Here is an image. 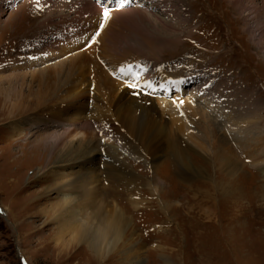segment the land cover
Returning <instances> with one entry per match:
<instances>
[{"label":"rangeland","instance_id":"374dc122","mask_svg":"<svg viewBox=\"0 0 264 264\" xmlns=\"http://www.w3.org/2000/svg\"><path fill=\"white\" fill-rule=\"evenodd\" d=\"M105 10L110 12L106 22L100 18ZM102 22L106 25L97 35ZM95 30L91 46L83 49ZM55 44L65 47L62 54L31 59L32 48ZM70 60L80 65L76 80L82 99L59 106L64 108L60 118L61 110L54 108L59 103L54 93L60 91L55 75ZM128 65L130 76L120 71ZM26 72L21 89L16 85L5 94L7 83L0 85V264H100L77 247L53 251L55 223L40 209L56 202L55 194L38 201L39 213L29 208L19 226L7 219L9 208L19 214L26 202L11 192L8 173L20 168L24 188L34 176L35 157L45 166L50 155H59L61 146L54 149V143L66 136L62 120L81 107L82 124L94 116L102 130L95 131L92 122L69 127L83 132V143L95 150L96 185L109 196L108 207L127 216L126 240L134 241L124 248L121 242L120 253L115 249L103 264H131L133 258L139 264H264V161L256 153L245 158L234 151L231 161L239 170L229 176L212 149L218 138L240 136L230 122H245L253 140L264 136L263 0H129L123 7L91 0H0V80ZM31 72L36 73L33 81ZM100 79L102 92L87 87ZM126 88L128 100L144 105L141 95L154 106L145 120L153 125L139 133L136 126L131 133L123 125L132 119L124 109L128 104L122 103L121 111L113 106ZM16 99L31 109L40 105L27 113L40 116L37 123L24 126L21 135L9 130L20 119L12 109ZM138 111L133 109L136 120ZM164 132L171 133L163 142ZM81 138L71 146L76 148ZM176 152L178 162L172 159ZM116 164L132 173L131 185L123 186L111 174ZM47 183L27 187L22 194H31L27 203Z\"/></svg>","mask_w":264,"mask_h":264},{"label":"bare ground","instance_id":"6f19581e","mask_svg":"<svg viewBox=\"0 0 264 264\" xmlns=\"http://www.w3.org/2000/svg\"><path fill=\"white\" fill-rule=\"evenodd\" d=\"M263 2H264V0H263ZM59 5H60V3H59ZM63 6L64 5H62V7ZM68 8H69V6H68ZM59 10H60V8H59ZM124 11H126V10H124ZM128 11H130V10H128ZM134 13H135V11H134ZM123 15L120 14V16H123ZM134 15H132V16H134ZM143 16H146V15H143ZM97 18H98V15H97ZM91 33H93V31ZM64 48L65 47L60 48V44H55L51 47L37 46L35 48H32L33 51L30 52L31 59L37 60L41 56H45V57L49 58L50 56H55L56 54H58L60 52L62 54ZM48 58H46V59H48ZM28 59H30V58H28ZM81 59H82V57H81ZM78 63H79L78 60H70L66 63H63V64L61 63L60 66L58 67L59 73H57L55 75L56 81H57L56 89H60V91L57 93L56 92L54 93V94H56V98L59 100V103L55 104L54 108L55 109L57 108L58 111L61 110V111H59V117L60 118L63 117L64 108L60 109L59 106L65 107L67 104L65 102L69 99L71 100V98H73V97L77 98L76 96H78L80 98V100L82 99V96H81L82 95L81 94L82 89H81V87L79 88V86L81 84H80L79 80H76V76H77L76 74L78 73L76 71V70H78V68H77ZM84 63H85V61H84ZM88 64H90V63H88ZM78 66L80 67V65H78ZM89 68H91V67L89 66ZM84 69L86 70V68H84ZM26 74H27V72L25 74H21V75L15 76L13 78L8 77L5 80H0V83H1L0 85L4 84L5 82L7 83V85H6L7 91L5 92V94H10L16 88V85H18L20 87L19 89H21L22 83L20 84L19 81H23ZM29 76H30V81H33L35 76H36V73L31 72V75H29ZM39 76H40V79L42 82L46 79V77H48L46 72H42ZM77 78H79V77H77ZM98 78H99V76H98ZM143 81L145 83L148 82L146 80H143ZM44 82H46V81H44ZM138 83H139V81H138ZM45 84L46 83H43V86H45ZM181 84L183 87L182 82H181ZM102 85H103L102 80L100 79V80H97L95 82H88L87 87L96 86L97 92L98 91L102 92V89H103ZM105 85L106 86L109 85L111 88V86H113L114 84L113 83L110 84V82L107 81ZM118 86H120V84ZM59 87H61V88H59ZM124 91L122 93H120V95L118 94L119 96L114 97L115 104L111 103V105L113 104L114 108H115V106H117V111L118 110L121 111V109H122L121 106L123 105L122 103L128 104V106L124 109L128 110L132 119L125 117L127 119L123 120L124 127H126V129H128L132 133L134 127L136 126L135 131L137 133H139L143 129L147 128L148 125H151V124L153 125V123H145L146 118H148L150 116V114L147 111L154 109V106L152 105V103L148 99H146L145 97L140 95L138 97L141 100V103L144 105H139V104H137L135 99L128 100L129 98L126 96L127 92H128L127 88H126V91L125 92ZM181 92L182 91H180V93ZM103 93H105V92L103 91ZM128 93H130V91ZM139 94H140V92H139ZM99 96H101V95H99ZM105 96H107V95L105 94ZM105 96L103 97L104 101H105ZM5 98L7 99V95ZM207 101H209V100H207ZM146 105H148L150 107H147ZM39 106H40L39 103H37L36 106L33 109H31L30 107L26 106V104L24 105V104H21L19 102L17 103V99H16V101L13 103L12 109H14L18 112V116H20V119L12 122L11 123L12 126L9 128V130L10 131L11 130L16 131V133H18V135H21V134H23L24 126H30L31 124L37 123V120L39 119L40 116L36 117V114L31 115V116L30 115L27 116V113L29 111H33V113H34V111H37L39 109ZM83 108L82 107L77 108L75 110V112H71L72 114L70 113V115H68L67 117H65L62 120L65 123H67V124L63 125L64 127H66L64 130L66 133V136H65V138H63L62 142L60 141V143H58V144L55 141V143H54L55 148L51 146L54 149H57L58 147L61 146V148H60L61 150L59 151L60 153H59V155L57 154L56 158H54L55 154L53 153V156L50 155V157L47 159V164L44 166L43 165V159L42 158L36 159V157L34 156L35 160H37V164L32 165L34 167V171H33L34 176H31L28 178V183L24 188H20L22 178L20 177V175L17 176L18 172L21 171L20 168H15L13 171L8 173V177H7L8 182H6V183L8 185L10 184L11 192L13 194H16V196H18V197L21 196L22 197L21 199L26 200V202H25V205H24L25 207H24L23 211L20 212L19 214H14L11 211V209L9 208L7 219L9 220V222L14 227L19 226L20 222H22L20 220L21 217H23V215L26 213V211L29 208L33 207L34 210L36 209L34 214L39 213V210L37 209V206L39 205L38 201L40 202V200L42 198L48 200V199H50L51 195L55 194V196H57L55 198L56 202L52 203L51 206H48V207L46 206V207L40 209L41 212L45 213V217H47V218L49 217L50 221L55 223V229H56V233H55V237H54L55 244H53L54 247L51 246V247H53L52 248L53 251L55 250L54 249L55 247H56V249L58 247H60L65 252L70 251L71 249L77 247L78 251L84 249V252L87 251L89 254H91L92 258L95 259V262H97V263L99 262L100 264H103L104 260L106 258H108L111 253L115 252V249H118V251L116 253H118V252L120 253L121 248H124L126 246V244H128L129 247L134 245L132 243L134 241L132 239L126 240L125 234L131 225L129 223V219L127 218V216L120 209L117 210L115 207L109 208L110 207V206L108 207L109 201L107 200L108 199L107 197H109V196L106 193L105 194L103 193V191H102V189H100L99 185L98 186L96 185V183H97V181H96V176H97L96 175V168H95V166H93L96 163V157H95L96 152H95V150H93L89 144L83 143L84 139H86L85 134L83 132H81L80 130L77 132H73V131H71V128L69 127L73 124H75L74 126L76 127V125L79 124L78 122H81L84 120V118H82L80 116L81 112L83 113V111H84ZM96 108H98L102 112L101 107L97 106ZM133 109L140 110V111H138L139 112V115H138L139 118L137 120L135 119V116H133ZM215 110L216 109H214V111ZM231 111H232V109H231ZM50 112L51 111H49V113ZM126 115H127V113H126ZM255 115L257 116V114H255ZM23 116H25V119L23 118ZM122 116H124V115H122ZM227 118H228V116H227ZM88 120H86L83 124L92 122L95 125V127H94L95 131H97V129L102 130L103 124L99 121L98 118L96 119L93 116L90 118L91 121H88ZM102 122H103V120H102ZM234 122H236V121H234ZM240 122H241V120L238 121L237 123H231V122L229 123V126H231L232 129L237 130L238 131L237 133H240L239 137L237 136L236 138H232L231 136H225L223 138H218V140L215 141L214 144H212V149L213 148L217 149L216 153L214 155L215 160L220 161V166L223 165L224 168L228 169L227 171H230V173H228L229 176L232 173H236L239 170L238 166L232 164V161H231L232 157L236 154V153L234 154V151H236L237 153L240 152L242 154V156L245 158H252V155L256 153V155H254V157H256V159H259L258 160L259 162L264 161V158H263L264 154H262V152H261L263 145H264V136L263 137L258 136L254 140L251 139L249 137L250 133H252L250 131L251 129L247 126V124L245 122H241V123ZM81 124H82V122H81ZM170 133L164 132L163 142L168 137L167 134L170 135ZM79 136H82L79 144L77 145L76 148L72 147L71 142L73 140L77 139ZM148 138H150V137H148ZM57 141H59V140H57ZM137 142H139V141H137ZM142 142H143V140H142ZM137 145H138V143H137ZM145 145H146V143H145ZM142 146H144V145H142ZM149 148H150V146H149ZM76 149H78V150H76ZM166 149H167V147H166ZM236 149H238V151ZM23 152L24 151L21 150V153H23ZM173 155H174V157L172 158L173 161L178 162V160H179L178 152L173 153ZM137 157H139V155ZM13 162H15V160H13L11 163H13ZM72 166H76L75 168L77 170H74V172H72V171L69 172L70 169H72ZM116 166H117V168H114V169L110 168V169H112L111 174L114 177H116L115 179H118L119 183L122 184L123 186L127 187V186L131 185L132 182H130V181H132L134 179V176L132 175V173H130L128 170H126L124 168V166L118 167V164H116ZM60 169H61V171H59ZM35 183H40V184L47 183V184L43 187V189H41V192L39 193V195L35 201L27 203V201L32 198L31 194H27L26 196H24V195L22 196V194L25 191V189H27V187H30L31 184H35ZM227 199L229 200L230 198L227 197ZM22 226H24V225L21 224V227ZM121 242H123V246L121 248H119L118 246ZM48 246L49 245H46L42 249V253L45 254L48 251V248H50ZM78 251H75V252H78ZM138 262L133 258L131 261V264H139Z\"/></svg>","mask_w":264,"mask_h":264},{"label":"snow or ice","instance_id":"6c2138e0","mask_svg":"<svg viewBox=\"0 0 264 264\" xmlns=\"http://www.w3.org/2000/svg\"><path fill=\"white\" fill-rule=\"evenodd\" d=\"M38 2H39V0H37V3H38ZM128 2H129V0H121L120 7H123V5H124L125 3H128ZM102 19H103L104 22H106L108 19H110V12H109V10H105V11L102 13ZM104 22H102V23L100 24V28H101V29H103V27L105 26V25H104ZM97 35H99V33H97ZM120 71H121V73H122L123 75H130V74L132 73V68H131V66H129V67L127 68V70H125V68H121ZM136 78H137L136 76H133V79H136ZM132 87H135V85H132ZM149 87H150V85H149Z\"/></svg>","mask_w":264,"mask_h":264}]
</instances>
